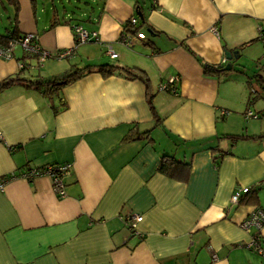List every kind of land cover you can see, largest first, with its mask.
<instances>
[{"label":"crops","instance_id":"obj_1","mask_svg":"<svg viewBox=\"0 0 264 264\" xmlns=\"http://www.w3.org/2000/svg\"><path fill=\"white\" fill-rule=\"evenodd\" d=\"M134 1H84L79 16L60 18L54 9V23L46 24L36 0H18V30L35 33L42 47H71L74 23L98 40L40 65L15 47L0 57V80L20 63L24 74L49 75L105 61L138 66L150 80L147 89L138 78L91 72L58 95L18 85L0 91V264H264L241 226L254 207L264 209V138L225 136L264 133V88L252 84L251 92L236 69L205 74L202 66L236 50L234 67L257 71L264 0H139L145 20L130 34L124 25L136 15ZM124 32L130 45L119 40ZM174 76L175 92L158 89ZM163 153L190 162L185 180L157 170ZM51 163H69L62 197L48 175L20 176ZM240 187L256 189V197L232 204ZM135 214L141 219L132 231L128 216Z\"/></svg>","mask_w":264,"mask_h":264},{"label":"trees","instance_id":"obj_2","mask_svg":"<svg viewBox=\"0 0 264 264\" xmlns=\"http://www.w3.org/2000/svg\"><path fill=\"white\" fill-rule=\"evenodd\" d=\"M9 4L12 5L14 13L13 18L11 19V24L9 27L5 28L4 31L0 32V47L2 48H9L11 44H15L19 37H21L26 32H20L17 28L16 24V15L18 10V0H8ZM134 6L137 11H140L143 14V11L146 7H144L139 0L134 1ZM155 3L151 4V7H154ZM150 8V5L147 7ZM134 18H136L135 22H132L131 19H129L126 24L124 25L125 32L130 34H136L139 25L141 26L140 19L137 18L136 15H134ZM52 24L53 22V16L51 17ZM145 20V19H144ZM137 23H139L137 25ZM77 24L74 23L73 26ZM152 28V27H151ZM153 30V29H151ZM123 33V36L126 35V33ZM34 38L37 39V35L34 34ZM15 47H19L16 45ZM15 47L11 48V56L13 54V51ZM23 50V49H22ZM25 57H32L35 58L33 55H28L24 50ZM239 55V53H238ZM233 59V58H232ZM231 60H224V62L218 63V64H208L203 63V71L205 74H224L228 70L225 68L226 66H230L231 69H236L237 71L241 73H245L247 76V82L250 86L251 92L254 91L253 85L254 82H258L259 86L261 88H264V75H261L259 70L264 71V63H259V61L255 60V67L257 71H254L253 74L249 75L246 73L245 70L242 69V65L239 64L240 67H234V64H232ZM25 65L23 64L17 73L8 75L5 78L0 80V91H2L5 88L18 85L22 86L28 89L37 90L40 93L51 96V95H58L59 90L67 83H70L80 77H82L85 74L91 73V72H98L102 76H108L114 73L122 74L127 78H138L140 79L146 86V88H149V77L146 71L138 66H129L125 64H118L114 61H105L101 63H86L84 65H76L71 64L68 68L63 70L60 73H54L49 75H42L39 73L36 74H24ZM252 78L254 80H252ZM147 102L149 105L150 110L153 113L154 120H158V115L155 112L152 98L153 93L147 92ZM226 137L230 138L233 142L242 140V139H260L264 138V133L256 134V135H248L244 133L239 134H225ZM215 160V157L213 158ZM51 164H57V163H51ZM47 165V164H45ZM45 165H42L40 167H43ZM30 167H26L24 170L29 169ZM190 168V162L185 160H180L175 158L173 155L169 153H163L158 161L157 164V170L166 176H168L171 179L175 180H185L188 176V171ZM256 189L249 190L245 193H243L239 199V203L241 201L247 202L249 200H252L256 197L255 195Z\"/></svg>","mask_w":264,"mask_h":264},{"label":"built area","instance_id":"obj_3","mask_svg":"<svg viewBox=\"0 0 264 264\" xmlns=\"http://www.w3.org/2000/svg\"><path fill=\"white\" fill-rule=\"evenodd\" d=\"M132 22L136 21V18L131 19ZM72 31L74 35V43L71 47L56 49L50 51L42 47L38 40L34 38L33 32H26L21 37L18 38L15 44H11V48L18 45L21 49H23L28 55L35 56L36 64L40 65L44 60L50 57L54 58H67L72 56L75 53V49L78 45L86 43L88 41L98 40L97 32L94 30H88L84 28L81 24H75L72 26ZM120 42H123L127 45H130L131 42L128 37L121 35ZM0 47V57L8 58L11 57V49ZM105 52L110 57H116L117 53L114 49V45L108 43L106 45ZM23 64L20 63L21 67ZM175 80H177V76L170 77L167 81L160 82L158 85L159 90H167L171 92H175ZM225 111H221L223 114ZM247 116H257L256 113H253L251 110L246 111ZM69 163H58V164H47L43 167H30L27 170H23L20 173V176L26 179H32L33 177L41 174L48 175L52 182V187L54 192L58 197H62L64 192V181L62 177L68 172ZM3 178L0 179V188L2 187ZM249 187H240L233 190L230 196V202L232 204H238L241 195L247 192ZM141 219V215L135 214L128 216V225L132 231H134L136 221ZM241 226L245 229V231L250 235L251 241L248 244V247L254 248L261 256H264V248L259 245L260 232L262 226H264V209L261 207H254L250 213L241 221Z\"/></svg>","mask_w":264,"mask_h":264},{"label":"rangeland","instance_id":"obj_4","mask_svg":"<svg viewBox=\"0 0 264 264\" xmlns=\"http://www.w3.org/2000/svg\"><path fill=\"white\" fill-rule=\"evenodd\" d=\"M84 1H88V0H36L38 20L40 23L45 22L46 24H48L50 18L52 16L54 17V9L58 11L60 18H61V15H64L66 13L74 17L79 16L80 10L82 9L84 5L83 3ZM12 18H13L12 5L9 4L8 0H0V32L4 31L5 28L10 26ZM141 32L145 36H147L145 29L142 27H141ZM50 58L53 59L54 57H50ZM62 60H66V59L63 58ZM246 68L247 69L245 71L247 74L251 75L254 72V71H251L249 67H246ZM252 80L254 79L252 78ZM254 84L256 88H259L258 82H254ZM253 97L254 96L252 95L251 100L253 99Z\"/></svg>","mask_w":264,"mask_h":264},{"label":"water","instance_id":"obj_5","mask_svg":"<svg viewBox=\"0 0 264 264\" xmlns=\"http://www.w3.org/2000/svg\"><path fill=\"white\" fill-rule=\"evenodd\" d=\"M136 15L138 16V18L141 20V21H143L144 20V17H143V14L140 12V11H137L136 10ZM225 57H226V59H228V60H231L232 58H237L238 57V51H236V50H227V51H225ZM227 70H229L230 69V66L228 65V66H226L225 67Z\"/></svg>","mask_w":264,"mask_h":264}]
</instances>
